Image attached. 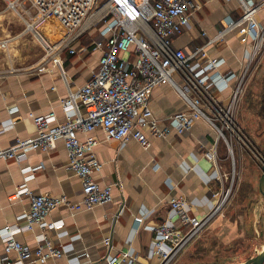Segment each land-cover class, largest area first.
<instances>
[{"label": "built area", "instance_id": "obj_1", "mask_svg": "<svg viewBox=\"0 0 264 264\" xmlns=\"http://www.w3.org/2000/svg\"><path fill=\"white\" fill-rule=\"evenodd\" d=\"M238 1L240 16L230 21L218 38L226 31L242 26L251 37V50L241 73L221 71L223 60L210 57L205 46L190 52L173 46V39L189 28L191 16L198 10L191 0H12L7 3L9 11L27 15L26 31L29 26L34 31L41 23L55 24L57 29H61L54 47L44 41L45 47L39 44L43 47L45 60L57 55L51 61L64 82L66 77L59 54L63 51L76 53L75 43L91 31H95L97 36L91 40L88 50L100 51L101 56L98 68L88 82L74 91L69 89L67 97L60 102L66 113L73 112V117L53 125L56 122L53 114H30L36 136L16 139L6 148L0 146L1 160L19 164L32 151H52L61 139L69 156L68 170L79 177L82 184V199L73 205H68L64 197L35 195L21 186L12 198L26 195L29 209L18 224L0 234L3 245L0 264H46L50 259L61 258L63 252L46 233L62 229L64 222L46 221V217L63 205L79 211L111 202L112 187H101L93 178L102 167L94 154L98 141L92 136L82 140L79 135L101 130L107 140L125 142L132 138L143 149H148L147 134L159 138L165 137L169 131L167 127H160L149 106L153 89L159 85L172 87L186 106L185 111L166 120L169 128L178 135H184L195 121L202 120L216 134L211 150L204 154L205 158L216 162L219 140L224 141L232 155L231 142L226 136L239 135L234 119L235 106L242 94L244 79L264 46V24L256 19L264 7V0L258 3ZM33 37L37 40L34 34ZM37 37L42 41L41 35ZM5 46L6 42H2L1 47ZM226 89H230V97L228 104L222 106L215 94ZM238 138L243 140L241 136ZM28 170L31 169L21 171ZM229 193L230 189H225L220 183L219 188L212 191L213 209L201 219L188 214L184 198L172 199L170 211L179 227L168 223L149 227L153 233V249L149 251V257H157L159 264H172L204 226L222 213ZM135 220L140 223L142 218ZM35 229L40 233L35 237L34 247L16 239L17 235ZM104 245L111 247L108 239L104 240ZM11 254H14L13 260ZM106 264L134 262L125 254H115L107 258Z\"/></svg>", "mask_w": 264, "mask_h": 264}, {"label": "crops", "instance_id": "obj_2", "mask_svg": "<svg viewBox=\"0 0 264 264\" xmlns=\"http://www.w3.org/2000/svg\"><path fill=\"white\" fill-rule=\"evenodd\" d=\"M191 1L198 6V10L191 16L189 28L173 39V46L185 52L205 46L210 57L223 60L221 71L241 73L251 50V37L242 26L234 27L218 38L228 23L240 16L239 1ZM250 1L258 3L263 0ZM256 19L261 25L264 24V7L256 15ZM96 36V32L91 31L75 43L76 53L63 51L59 54L66 82L60 77L50 58L45 60L44 51H33L24 41L21 42L22 35L0 38L1 147L10 146L16 139L36 136L30 114H53L56 121L53 125L74 116L73 112L66 113L60 102L67 97L69 89L74 91L85 85L98 68L101 52L88 50L91 40ZM2 42H6L5 48L1 47ZM255 62L256 60L253 64ZM251 67L235 106L237 134V106L249 81ZM233 85L234 82L231 86ZM261 94L256 96L260 100ZM229 97L230 89L215 94L222 106L228 104ZM249 103H254V100ZM149 106L159 120L160 127H167L169 131L165 137L159 138L147 134L150 147L146 150L132 138L125 142L107 140L101 130L90 135H79L82 140L92 136L98 141L94 154L102 167L98 173H94L93 178L101 187H112L111 202L107 205L79 211L70 209L68 205L79 203L82 199V184L80 178L68 170L69 156L61 139L56 142L52 151H32L19 164L0 159V234L18 224L29 209L26 195L12 198L24 185L32 194L64 197L68 203L57 207L46 217V221L64 222L62 229L46 233L63 252V256L50 259L46 264H106L107 258L115 254H125L134 264H159L157 257H149V251L153 249V233L149 227L162 223L179 227L170 211V201L177 197L185 199L190 216L203 218L215 205L212 191H216L220 183L226 189L229 174L223 164L226 161L223 151L220 155L224 141H218L215 163L204 156L216 140L215 132L207 123L195 121L191 130L184 135H178L168 127L166 120L170 116L186 110L184 102L172 87L167 84L155 87ZM250 108L253 107L250 105ZM238 136H230L232 149L234 141L239 144ZM225 147L227 149L226 145ZM228 153L230 154L229 151ZM24 168L31 170L23 173L21 170ZM234 181L235 185L239 184V180L233 178L231 188ZM140 217L142 221L136 223L135 219ZM39 233L40 230L35 229L33 232L17 235L16 239L34 247L35 237ZM106 239L111 243L110 248L104 245ZM2 254L3 245L0 241V255ZM10 258L13 260L14 254Z\"/></svg>", "mask_w": 264, "mask_h": 264}, {"label": "rangeland", "instance_id": "obj_3", "mask_svg": "<svg viewBox=\"0 0 264 264\" xmlns=\"http://www.w3.org/2000/svg\"><path fill=\"white\" fill-rule=\"evenodd\" d=\"M10 1L12 0H0V38L22 35L21 42L24 41L33 51H43L38 39L26 31V23L29 22L27 15L7 9ZM36 26L43 29L54 47L61 29L44 23ZM263 53L261 51L251 67L249 81L237 106L236 124L243 141L238 140L239 144L233 142L232 155L228 153L225 144H221L220 155L223 151L226 157L223 164L229 174L226 187L230 189L224 201L223 212L204 226L172 264H243L264 247V202L258 191L264 162V110L260 109V98H257L264 88ZM54 58L56 56L53 55L49 60ZM251 100L254 103H249ZM226 138L230 142V138ZM236 149L239 151L236 152ZM233 178L239 180V184L236 186L234 181L231 188Z\"/></svg>", "mask_w": 264, "mask_h": 264}, {"label": "water", "instance_id": "obj_4", "mask_svg": "<svg viewBox=\"0 0 264 264\" xmlns=\"http://www.w3.org/2000/svg\"><path fill=\"white\" fill-rule=\"evenodd\" d=\"M258 191L264 202V162L262 166V174L258 181ZM194 264H207V263H194ZM243 264H264V248L255 257L249 259Z\"/></svg>", "mask_w": 264, "mask_h": 264}, {"label": "bare ground", "instance_id": "obj_5", "mask_svg": "<svg viewBox=\"0 0 264 264\" xmlns=\"http://www.w3.org/2000/svg\"><path fill=\"white\" fill-rule=\"evenodd\" d=\"M55 24H53V26H54ZM52 26V27H53ZM27 31H29L31 34H34V36H36V38L38 39V42L42 45V46H46L45 45V43L46 44H48V45H51L50 44V41L48 40V38H47V36H46V34L43 32V29L42 28H37V30H36V28H34V31H36V32H34V31H32V26H29L28 27V29H27ZM38 34L39 35H41V38H42V41L37 37L38 36ZM45 43H44V42ZM51 53L49 52V55H50ZM264 248V247H263Z\"/></svg>", "mask_w": 264, "mask_h": 264}, {"label": "trees", "instance_id": "obj_6", "mask_svg": "<svg viewBox=\"0 0 264 264\" xmlns=\"http://www.w3.org/2000/svg\"><path fill=\"white\" fill-rule=\"evenodd\" d=\"M261 93H262V94H261L260 107L262 108V110H264V88H263V90H262ZM261 108H260V109H261Z\"/></svg>", "mask_w": 264, "mask_h": 264}]
</instances>
